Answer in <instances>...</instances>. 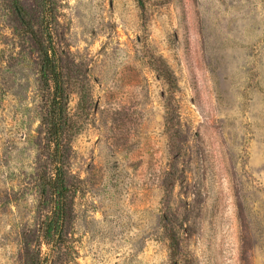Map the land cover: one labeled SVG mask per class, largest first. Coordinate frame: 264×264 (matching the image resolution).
<instances>
[{
  "label": "rangeland",
  "instance_id": "rangeland-1",
  "mask_svg": "<svg viewBox=\"0 0 264 264\" xmlns=\"http://www.w3.org/2000/svg\"><path fill=\"white\" fill-rule=\"evenodd\" d=\"M176 259L264 264V0H0V264Z\"/></svg>",
  "mask_w": 264,
  "mask_h": 264
},
{
  "label": "trees",
  "instance_id": "trees-1",
  "mask_svg": "<svg viewBox=\"0 0 264 264\" xmlns=\"http://www.w3.org/2000/svg\"><path fill=\"white\" fill-rule=\"evenodd\" d=\"M55 55L56 52L54 47L44 46L41 50V56L43 59V78L45 82L52 84L51 101L46 120L50 124L52 136L56 144L55 156L58 162L61 163L58 166L54 184L57 185V195L59 200L63 201L67 195V188L66 179L62 172V161L64 158V150H66L64 149L66 147L64 141L66 139L67 131L70 130V126L68 122L69 120L67 116V106L64 97L65 92L60 76V69H58ZM64 215V211H62L61 208V214L58 219L62 221ZM170 240L172 252L174 255H176L179 246V241L177 242L178 238L174 235H171ZM174 264H178L177 259L174 261Z\"/></svg>",
  "mask_w": 264,
  "mask_h": 264
}]
</instances>
